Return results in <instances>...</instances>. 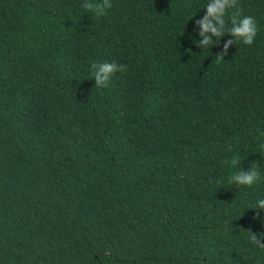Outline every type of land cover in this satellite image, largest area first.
Listing matches in <instances>:
<instances>
[{"label": "trees", "instance_id": "1", "mask_svg": "<svg viewBox=\"0 0 264 264\" xmlns=\"http://www.w3.org/2000/svg\"><path fill=\"white\" fill-rule=\"evenodd\" d=\"M83 3L0 0V264H264V0L220 61L208 0ZM92 62L127 70L96 88Z\"/></svg>", "mask_w": 264, "mask_h": 264}, {"label": "clouds", "instance_id": "2", "mask_svg": "<svg viewBox=\"0 0 264 264\" xmlns=\"http://www.w3.org/2000/svg\"><path fill=\"white\" fill-rule=\"evenodd\" d=\"M238 0H208L205 6L204 15L195 20V25L198 29V35L202 39L196 43L200 49H207L213 45H220L221 38L226 34L231 38L223 42L222 48L217 52V60H223L228 54L229 48L237 43L244 45H252L257 35V25L254 17L240 16L233 14L229 20H226L228 10L235 8ZM82 7L89 12H94L96 16H103L107 9L112 7L111 0H100V2H93V0H85ZM215 37V39H213ZM127 66L124 64H117L116 62H92L90 71L92 78L95 81L96 88H107L112 76L116 72H125ZM232 167H236L241 163L238 157H233L230 161ZM261 181V174L255 166L251 165L247 170L235 172L231 176V183L247 186L251 188L254 184ZM251 209L264 210V198L258 199ZM259 215V213H257ZM255 218V217H254ZM252 232L250 240L253 244L261 249H264V234Z\"/></svg>", "mask_w": 264, "mask_h": 264}]
</instances>
